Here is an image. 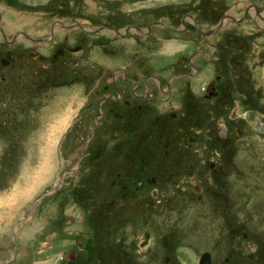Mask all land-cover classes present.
Instances as JSON below:
<instances>
[{"label": "rangeland", "instance_id": "374dc122", "mask_svg": "<svg viewBox=\"0 0 264 264\" xmlns=\"http://www.w3.org/2000/svg\"><path fill=\"white\" fill-rule=\"evenodd\" d=\"M248 3L264 15V0H0V264H264V134L253 127L264 122V22L253 14L213 35L204 81L182 78L171 102L156 90L131 109L109 100L86 140L109 71H188L187 53L206 49L188 17L207 30ZM184 24L187 37L174 31ZM127 27L143 34L123 37Z\"/></svg>", "mask_w": 264, "mask_h": 264}, {"label": "flooded vegetation", "instance_id": "af4514ba", "mask_svg": "<svg viewBox=\"0 0 264 264\" xmlns=\"http://www.w3.org/2000/svg\"><path fill=\"white\" fill-rule=\"evenodd\" d=\"M209 1L212 2L214 5H220L223 2V0H220V1L209 0ZM250 5L252 7H250ZM250 5H249V3L247 4L246 9L243 11V13L241 15V18H239V17L234 18L231 15L229 16V14L220 15L219 19H218L219 21H217V23H216L217 25L215 26V27H217L221 23L220 24L221 26L218 30H214L215 27L214 28L210 27L207 30H203L200 27L201 24L198 22L196 17H194V18L191 16L188 17L189 19L187 21L193 25V28L196 27L197 31L199 32L198 33L199 37L201 38L203 44L206 47V49L205 48H196V49H193L192 51H189L187 53L186 66H187L188 71L179 70L178 72H173V74L171 73V75L168 77H166L168 74L165 75L164 79L160 78L159 75H156L153 73H151V74L147 73L144 76H142V78L140 80H136L137 77L132 78L131 74L124 67H120V66L115 67L112 71H109L107 73V80L108 81L106 84L108 85L107 88L109 90H112V91L106 92V95H104L100 100L97 101V106H98L97 108H98L100 114L98 116H95L94 121L89 126L88 131H87L86 140L88 139L89 134L93 133L95 131V129L98 127L100 120L106 116V112L102 108L103 103L108 102L109 100L112 102L113 101L114 102H120L122 104V106L124 107V109H127V108L131 109L133 106V103L137 104V103H143V101L144 102L147 101V98L154 94V90H156L159 94L163 95V97H162V99L164 98L163 100L169 98V100L167 102H169V101L171 102L173 100L172 88H174V85L176 83H180L182 81H185V79H188L187 81L189 83H200L202 80L204 81L205 80L204 77H205L206 73H204V70L202 69V66L200 67V64H202V63L211 64L212 60H213L212 58L216 57L217 54H219V50H220L219 46L211 41V39L213 38V35L223 34L225 32L226 28L230 24L231 25L232 24H240L238 22H241L243 18H244L243 21L246 20V16L249 13L253 14L255 19H258V20H261L262 22H264V15L261 14L262 13V12H260L261 10L258 7L254 6L253 4H250ZM221 18H223L222 19L223 21H220ZM225 22H227V23L224 25ZM162 27H166V26L162 25ZM184 27H185V30H184ZM64 28H66V27H64ZM102 29L98 28L97 30H94L92 32H90V31L85 32L86 30L83 29V32L89 34V33H95L98 31H102ZM161 29H163V28H161ZM112 30H115V34H117V35H118V32H120V31H117L116 29H112ZM130 30L131 31H133V30L139 31L141 29H139L137 27H127V28L122 30V31H124L122 34L123 37L126 36L125 35L126 31L131 32ZM183 30L184 31H180V32H179V30H177V31L174 30V31H175V33L177 32V34L183 33V35H181V37H187L188 36L187 31H189V33L191 32V28L188 30L186 29V24L183 25ZM161 31H163V30H161ZM139 33L143 34L142 30ZM207 33H208V35H207ZM202 34H204V35H202ZM20 36L21 35H19V38H20ZM24 36H25V34H24ZM54 36L55 35L53 34V37ZM119 36H121V34ZM27 38H30V37L28 36ZM33 39H35V38H33ZM207 49L209 52L207 51ZM58 53L59 52H57L56 54H58ZM63 54H64V52H63ZM161 56H164V54H162ZM53 59H55V57ZM2 62H5V60H2ZM73 63H75L74 60H73ZM182 78H185V79L183 80ZM175 79H176V81L174 82L173 80H175ZM172 82H174L173 85H172ZM170 85H171V87H170ZM128 95L131 97H129ZM163 100H161V101H163ZM134 101H137V102H134ZM170 115H171L170 118L172 120L176 119V115H174V114H170ZM115 117L124 120L125 114L115 113ZM238 117H240V115L236 116L235 119ZM240 118H242V116ZM262 126H264V122L260 123V121L256 120L253 123V127H255V129L258 130L259 133L264 134V131H262ZM217 128L218 129H217L216 135L221 139L219 141L224 142L223 139H227V137H229L228 136V133H230V131L228 129L229 127H227V125L225 123H222L221 121H219ZM95 134L96 133H94L92 135H95ZM92 135H90V139H91ZM221 136H223V137H221ZM183 145L186 147L187 146L186 142H184ZM196 181H197V179L194 180L193 189L196 192H200L201 188L197 185ZM232 233H234V231Z\"/></svg>", "mask_w": 264, "mask_h": 264}, {"label": "water", "instance_id": "95a60500", "mask_svg": "<svg viewBox=\"0 0 264 264\" xmlns=\"http://www.w3.org/2000/svg\"><path fill=\"white\" fill-rule=\"evenodd\" d=\"M221 24V23H220ZM234 233H235V231H234ZM208 255L207 254H204L203 256H202V258H201V260H200V264H209V262H208Z\"/></svg>", "mask_w": 264, "mask_h": 264}, {"label": "bare ground", "instance_id": "6f19581e", "mask_svg": "<svg viewBox=\"0 0 264 264\" xmlns=\"http://www.w3.org/2000/svg\"><path fill=\"white\" fill-rule=\"evenodd\" d=\"M217 1H220V0H217ZM226 23H227V22H225L224 25H225ZM226 27H227V26H226ZM226 27H225V28H226ZM215 28H216V27H215ZM215 28H214V29H215ZM55 32H56V29L54 30V34H55ZM142 33H143V32H142ZM202 35H204V34H202ZM207 35H208V33H207ZM169 52H170V51H169ZM169 52H168V50L165 51V55L168 54ZM112 75H113V74H112ZM72 114H73V113H72ZM73 116H74V115H73ZM259 125H260V124H259ZM262 131H264V126H262ZM45 194H46V193H45ZM207 260H208V262H209V258H208Z\"/></svg>", "mask_w": 264, "mask_h": 264}]
</instances>
